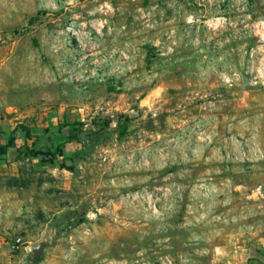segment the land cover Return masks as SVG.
Listing matches in <instances>:
<instances>
[{"label": "rangeland", "instance_id": "obj_1", "mask_svg": "<svg viewBox=\"0 0 264 264\" xmlns=\"http://www.w3.org/2000/svg\"><path fill=\"white\" fill-rule=\"evenodd\" d=\"M263 74L264 0H0L9 249L194 264L264 234Z\"/></svg>", "mask_w": 264, "mask_h": 264}, {"label": "crops", "instance_id": "obj_2", "mask_svg": "<svg viewBox=\"0 0 264 264\" xmlns=\"http://www.w3.org/2000/svg\"><path fill=\"white\" fill-rule=\"evenodd\" d=\"M6 128L5 123L0 124V143H5L7 140ZM17 155L18 150L10 148L6 155H0V158H4L0 162L14 163ZM9 177L13 179L15 174L11 173ZM2 179H5V176L0 173V264H32L31 254H29L32 247L29 244L15 241L16 250L14 251L10 250L7 244L6 225H14L21 219L15 215L16 198L12 196V194L15 195L17 187L15 188L14 183L10 185L8 181L1 182ZM246 233L247 231L244 230L242 235L239 234L230 250L223 248L221 252H217L213 248L212 259L207 256L206 259L197 260L194 264H219L221 261L223 264H264V234L257 230L250 235ZM217 259H220V262Z\"/></svg>", "mask_w": 264, "mask_h": 264}, {"label": "trees", "instance_id": "obj_3", "mask_svg": "<svg viewBox=\"0 0 264 264\" xmlns=\"http://www.w3.org/2000/svg\"><path fill=\"white\" fill-rule=\"evenodd\" d=\"M33 20L34 18L31 19V22ZM125 128L126 127H124L122 124L119 125V131H118L119 136L124 134ZM10 148H16L18 150V155L16 159L22 157V153H23L22 147L16 146L12 138L7 139L5 143H0V155H6ZM29 152L35 154L46 153L50 158H54V159H63L64 157V150L62 144H54L53 142H49L48 144H45L44 147L32 149Z\"/></svg>", "mask_w": 264, "mask_h": 264}, {"label": "built area", "instance_id": "obj_4", "mask_svg": "<svg viewBox=\"0 0 264 264\" xmlns=\"http://www.w3.org/2000/svg\"><path fill=\"white\" fill-rule=\"evenodd\" d=\"M216 20L219 21L218 19H216ZM213 21H214V20H211V22H213ZM223 21H225V19L221 20L220 24H219L218 26H216V27H214V26L212 25V23H211V26L214 27V28H218L219 26H221V25L223 24ZM261 23H262L261 21H255V22H254V25H253L254 28H255L256 30L262 29V28H261V27H262V26H261ZM257 25H258V26H257ZM259 37H260V36H259ZM259 73H260V71H259ZM263 75H264V74H263ZM13 248L16 249V245H14Z\"/></svg>", "mask_w": 264, "mask_h": 264}]
</instances>
